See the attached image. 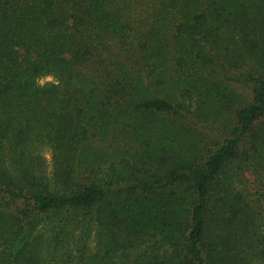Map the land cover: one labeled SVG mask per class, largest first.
<instances>
[{"label":"trees","instance_id":"1","mask_svg":"<svg viewBox=\"0 0 264 264\" xmlns=\"http://www.w3.org/2000/svg\"><path fill=\"white\" fill-rule=\"evenodd\" d=\"M260 262L264 0H0V264Z\"/></svg>","mask_w":264,"mask_h":264},{"label":"rangeland","instance_id":"2","mask_svg":"<svg viewBox=\"0 0 264 264\" xmlns=\"http://www.w3.org/2000/svg\"><path fill=\"white\" fill-rule=\"evenodd\" d=\"M53 81V77H45L41 80V84H46L48 82H51ZM226 83L230 85L231 87V92L233 95H239V96H242L243 98H247L249 96V88H248V84L245 83V80L242 78V73L239 72V71H236V70H232L228 73V77L226 78ZM227 122L225 121V118L219 120L216 124H214L215 127H221L223 125H225ZM42 154L44 155V157L46 158V162H47V170H48V173L51 172L52 170V153H51V150L48 148V147H45L43 150H42ZM74 236H78L80 233H81V229H74ZM95 233V232H94ZM93 233V236L91 237V239L89 240V242H87V253H88V258H90L91 256H93V254L98 250V248L96 247V240H95V234ZM143 238H141L140 241H142ZM144 240L146 242H144V246L140 249V252L141 253L142 251H144L145 249H149V251L151 253H154V251L157 252V250H155L153 248V245L157 244L156 242L154 243V241L149 238V237H146L144 238ZM152 245V246H151ZM231 249H234L235 252H238V251H242V250H245V247H243L241 244H232L231 246ZM171 251V248L169 247H166V248H162L161 252L162 253H170ZM160 251H158L157 253H159ZM120 254V259L119 261H122V262H127V263H131L134 261V258L137 256V255H131L129 252H126V254L123 255V251L119 250L118 252ZM235 254V253H233ZM59 256L58 257H61V254H58ZM90 263V262H89ZM87 263V264H89ZM126 263V264H127ZM260 264H262L260 262Z\"/></svg>","mask_w":264,"mask_h":264}]
</instances>
